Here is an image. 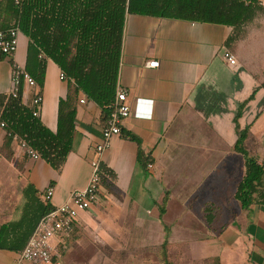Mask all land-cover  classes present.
I'll use <instances>...</instances> for the list:
<instances>
[{
  "label": "crops",
  "instance_id": "crops-1",
  "mask_svg": "<svg viewBox=\"0 0 264 264\" xmlns=\"http://www.w3.org/2000/svg\"><path fill=\"white\" fill-rule=\"evenodd\" d=\"M261 1L264 5V0ZM17 20V8L12 0H0V31L16 27ZM247 30L245 38L227 48L226 41L233 33V27L228 25L127 15L118 87L127 89L132 114L124 121L122 134L113 137L111 146L100 159L114 174L113 178L106 176L102 189L109 185L113 189L109 194L111 198L114 195L120 198L100 204L101 198L91 208L80 211L77 224L67 236V247L61 249L60 256L53 257V264H77L76 258L99 261L96 264H109L108 261L113 263L120 259L162 264L159 254L151 249L153 244L161 245L164 241L158 242V229L152 237V220L148 214L151 211L149 205L152 202L157 204L151 185H156V180L164 177L165 165L168 164L171 127L181 114L197 105L198 93L209 91L224 70L243 79L244 86L234 92L237 100L249 94L253 84L259 86L264 76V15L251 22ZM28 46L29 38L20 31L15 54L0 59V94L11 93L14 65L25 69ZM246 49L248 56L243 54ZM227 50L236 57V65L225 59ZM152 60L159 61V66L149 67L147 63ZM61 72L58 65L48 59L43 88L29 86L24 87L23 92L25 101L33 107V98L37 93L42 95L40 118L52 131L58 127L59 101L69 92V82L61 79ZM262 88L240 119L242 127L249 124L246 116L252 111L248 108L262 94ZM228 115L230 117L226 121L224 115L211 113L208 122L212 123L215 139L193 141L192 148L197 149L193 151V163H197L199 169L192 171V175L198 174L199 180H204L217 163L228 160L232 165L233 159L240 164L238 183L245 174L244 158L234 150L237 140L234 113ZM262 119L263 116H259V120L250 126V139L255 138L256 128ZM104 125L102 109L80 94L76 103L73 150L60 172L43 158L30 156L17 136L5 143L6 131L0 126V231L4 226L8 228L5 232L8 242L27 230L25 225H21L22 221L26 218L25 224L29 222V210L36 217L37 211L33 209L37 207L38 200H44L49 187L54 188L50 203L57 206L73 190L87 185L91 161L96 158V146L102 140ZM129 134L135 135L140 144ZM139 149L152 158L153 162L146 169L137 162ZM235 191L227 195L226 200L220 196L208 200L215 209L208 213V221H197L199 224L192 229L190 241L184 238L183 232V236L175 239V242L188 246V252H181L184 260L191 259L200 264L218 256V252L209 254L205 251L207 245L218 237L223 249L219 256L223 264H264V205L253 204L243 209L234 197ZM211 194L216 195L213 191ZM141 211L145 218L141 217ZM216 212H220V216L216 217ZM161 222L163 230L165 226ZM199 225L202 227L198 228ZM178 227L181 229L183 226L178 224ZM205 228L208 233L202 231ZM21 251L0 248V264H38L21 262ZM63 253L65 256L61 258ZM170 258L178 264L172 255Z\"/></svg>",
  "mask_w": 264,
  "mask_h": 264
},
{
  "label": "trees",
  "instance_id": "trees-1",
  "mask_svg": "<svg viewBox=\"0 0 264 264\" xmlns=\"http://www.w3.org/2000/svg\"><path fill=\"white\" fill-rule=\"evenodd\" d=\"M16 5L18 20L16 26L29 38L27 64L25 70L35 79L40 90L45 83L48 59L55 62L66 80L69 92L59 101L58 127L52 131L33 114L34 108L23 96L24 84L18 86V95L0 94V126L6 131L5 143L15 136L35 149L55 170L61 171L69 153L73 150L76 127V103L80 94L95 102L107 122L116 99L119 69L123 49V36L128 14H141L163 18L185 19L197 22L215 23L233 27L226 46L231 48L238 40L246 37L248 25L264 15L261 0H12ZM4 53L0 52V59ZM14 65V64H13ZM261 85L237 103L233 122L237 140L234 150L245 161V174L238 183L235 199L243 209L253 204L264 205V158L252 155L245 145L251 134L250 125L242 127L247 105L256 98ZM105 126V125H104ZM140 144L139 139L128 135ZM138 164L144 169L153 162L142 149L138 151ZM102 182L113 172L100 162ZM168 195L160 204V214L166 213ZM29 207L30 201H29ZM54 205L38 200L37 215L27 213L21 225H25L22 235L8 242L5 226L0 231V248L21 251L36 229L40 219ZM35 214V213H34ZM32 219V220H31ZM167 237L159 247L162 264H174L169 255V228ZM203 264H220V258L213 256Z\"/></svg>",
  "mask_w": 264,
  "mask_h": 264
},
{
  "label": "rangeland",
  "instance_id": "rangeland-1",
  "mask_svg": "<svg viewBox=\"0 0 264 264\" xmlns=\"http://www.w3.org/2000/svg\"><path fill=\"white\" fill-rule=\"evenodd\" d=\"M243 54L248 56V49H246ZM263 81L264 76L259 82V85ZM243 86L244 83L242 77H235V75L228 70L220 72L219 80L216 81V84L211 85L210 90L206 93L201 90L196 98L197 105H195L190 111L181 114L171 127L169 133L170 144L167 147L168 164L165 165L164 177H162L161 180H156V185H151V193H153V197L157 200V204L150 202L151 205H149V207L151 211L149 212L148 217L152 220V237L155 233L157 234L158 229V235L160 236L158 242L162 241V239L164 241L167 237V230L165 228L162 230L159 221H162V225L168 226L169 253L170 256H173L174 260L176 259L175 261H177L178 264L185 262L189 264H198V262L191 259H189V261L184 260L181 252H188V246H186V243L181 244L175 242L177 241L175 239L184 234V238H187L189 239L188 241H190L192 239V229L194 230L197 224H199L197 221L201 222V219L207 220L206 217L208 213H211V211L215 209L211 206L212 204H210L208 200L215 199L216 196H220L226 200V196L231 194L238 185V180L240 178V164L234 159L232 165H229L228 160L226 163H217L214 170L209 175L205 176L204 180H199L200 177H198V174L192 175V171L199 169L197 166L198 164L193 163V151H196L197 149L192 147L194 140L204 138L215 139L213 131L211 130L212 123L208 122L210 114L213 112H215V114L219 113L220 115H224L223 117L226 120L230 117L228 113H235L237 103L245 100L253 90L250 89L249 94H246L244 95L245 97L243 96L244 98L237 100L234 92L236 89L242 88ZM252 87L256 86L253 84ZM262 89V94H260L259 98L248 108V111L250 110L252 112L246 116V119L249 121V124L247 125L251 126L256 120H259V116H263V119L262 122L258 123L255 138L250 139L249 137L248 142L245 143L250 153L252 155H258L261 159L264 158V87ZM229 98H231V100ZM245 111H247V107ZM217 150L219 151V149ZM202 166L203 165H201V167ZM109 187V185L103 187L102 201L99 202L100 204L107 203L110 199L113 200L120 198L118 195H114V197L111 198L109 194L110 192H113V189ZM198 187H200V189ZM198 190L200 191L198 192ZM212 191L215 192V196H211ZM166 195H168V200L165 204L167 210L166 213L161 216L160 204L163 202ZM218 199L221 201V198ZM215 214L217 217L220 216L221 213L216 212ZM141 217L145 218L142 211ZM178 224L183 227L181 229H179V227L177 228ZM201 227L202 225L198 226V228ZM215 228L218 230L219 226L216 225ZM159 231L162 234H160ZM202 231L208 233L206 228L202 229ZM171 238L172 242H170ZM220 240L221 239L218 237H215L214 241L207 245L205 251L209 254L212 251L218 252V257H221L222 253L220 252L223 249ZM154 245L155 244H153L151 251L158 253L160 245ZM190 246L189 250H191ZM198 253L199 252L196 254ZM64 254L65 253L62 254L61 258L65 256ZM186 257H188V255ZM75 262L77 264H96L99 261H88L76 258ZM108 262L109 264H143V261L141 260L127 259L115 260L113 263L112 261ZM154 262L156 263L157 261L155 260ZM203 262L204 261L200 264ZM220 264H223L221 260Z\"/></svg>",
  "mask_w": 264,
  "mask_h": 264
},
{
  "label": "built area",
  "instance_id": "built-area-1",
  "mask_svg": "<svg viewBox=\"0 0 264 264\" xmlns=\"http://www.w3.org/2000/svg\"><path fill=\"white\" fill-rule=\"evenodd\" d=\"M19 2L20 0H16L17 4ZM19 34L20 30L17 26L0 31V52L7 56H13L18 48ZM224 57L229 64H237L236 57L229 50L225 52ZM147 64L149 67H158L159 61L152 60L148 61ZM60 77L66 79L62 72ZM21 83L24 84V87L37 86L35 79L25 69L14 65L13 88L11 90L14 97H17L18 86ZM32 103L35 107L33 114L40 117L43 103L42 95L37 93ZM131 114L132 107L129 102L128 91L125 88L118 87L113 111L103 127L102 140L96 146V158L91 161V173L87 185L73 190L62 204L55 206L53 210L40 219L26 246L20 252L21 262L52 264L53 257L60 256L61 249L67 247V236L77 224L80 211L91 208L102 198L100 159L111 146L113 137L122 134L123 123ZM1 126H5V123L2 122ZM22 145L27 147L28 154L33 158L38 159L41 157L25 140H22ZM53 195L54 188L51 186L44 195V201L52 202Z\"/></svg>",
  "mask_w": 264,
  "mask_h": 264
}]
</instances>
